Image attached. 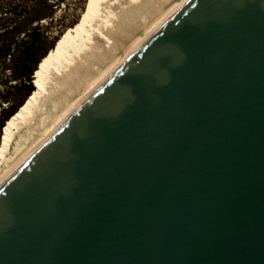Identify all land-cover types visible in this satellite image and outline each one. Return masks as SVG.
Segmentation results:
<instances>
[{
  "label": "water",
  "instance_id": "water-1",
  "mask_svg": "<svg viewBox=\"0 0 264 264\" xmlns=\"http://www.w3.org/2000/svg\"><path fill=\"white\" fill-rule=\"evenodd\" d=\"M0 264H264V0H186L0 185Z\"/></svg>",
  "mask_w": 264,
  "mask_h": 264
},
{
  "label": "bare ground",
  "instance_id": "bare-ground-1",
  "mask_svg": "<svg viewBox=\"0 0 264 264\" xmlns=\"http://www.w3.org/2000/svg\"><path fill=\"white\" fill-rule=\"evenodd\" d=\"M186 0H95L86 24L34 74L35 91L2 130L1 183Z\"/></svg>",
  "mask_w": 264,
  "mask_h": 264
},
{
  "label": "trees",
  "instance_id": "trees-1",
  "mask_svg": "<svg viewBox=\"0 0 264 264\" xmlns=\"http://www.w3.org/2000/svg\"><path fill=\"white\" fill-rule=\"evenodd\" d=\"M54 1L57 2L55 5L65 2ZM53 14L49 0H0V73L8 74L5 81L0 79V108L2 103L9 105L8 111L2 110L4 115L0 122L1 137L7 121L23 107L35 91L34 85H31L34 70L36 72L45 59L59 50L64 41L63 38L56 48L60 41L58 36L51 37L47 33V26L38 25L41 20L51 19ZM47 52L51 53L48 55ZM9 82L21 83L22 88H13V98L6 97L9 93ZM4 91L6 92L3 93ZM19 96L20 100L15 102Z\"/></svg>",
  "mask_w": 264,
  "mask_h": 264
},
{
  "label": "rangeland",
  "instance_id": "rangeland-1",
  "mask_svg": "<svg viewBox=\"0 0 264 264\" xmlns=\"http://www.w3.org/2000/svg\"><path fill=\"white\" fill-rule=\"evenodd\" d=\"M49 3H51L52 10L54 11L53 17L51 19L41 20L38 23V25L39 26H45V27L47 26V28H48L47 33L51 37L58 36V39L60 41L58 42V44L56 46V48H57L59 43L61 42V40L63 38L65 40L68 36L72 35L77 30L81 29L86 24V22L90 19L95 0H65L64 3L58 4V5H55L57 2L55 3L54 0H49ZM56 41H55V43H56ZM55 43L53 44V47H54ZM53 47L51 49H53ZM56 48L54 50H56ZM53 51H51V52H53ZM48 52H47V54H48ZM37 66H38V64H37ZM37 66H36V68H37ZM35 70L33 72L34 74H35ZM7 75H8L7 72L0 73V79H2V81H5V76H7ZM32 76L34 78V75L32 74L31 79H32ZM31 85L33 87L32 81H31ZM7 87H10V88H7L9 93L6 94V97H12L13 98L14 97L13 92H15V91H13L14 90L13 88H20L21 83L20 82H9L7 84ZM5 92L6 91H4L3 93H5ZM20 97L21 96H19L18 99L14 100V101L15 102L19 101ZM8 106H9L8 104H3V103L1 104L0 122L2 121L3 115H4V114H2V110L8 111ZM0 138H1V135H0ZM0 147H1V141H0ZM3 168H4V165L2 164L0 167V171Z\"/></svg>",
  "mask_w": 264,
  "mask_h": 264
}]
</instances>
